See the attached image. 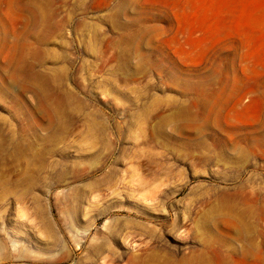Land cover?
I'll return each instance as SVG.
<instances>
[{
	"label": "rangeland",
	"instance_id": "rangeland-1",
	"mask_svg": "<svg viewBox=\"0 0 264 264\" xmlns=\"http://www.w3.org/2000/svg\"><path fill=\"white\" fill-rule=\"evenodd\" d=\"M80 3H85V8L74 10ZM6 8L3 4L0 16ZM52 8L61 16L74 10L64 38H54L48 45L54 53L64 51L68 56V84L83 108L71 125L70 137L54 147L56 153L49 157L47 169L38 174L36 186L61 243L56 246L40 229L32 196L18 201L12 193L0 201V242L4 244L0 264H87L92 244L103 240L118 249L127 244L131 251L157 245L182 255L201 248L205 238L197 227L226 194L241 209L250 211L251 207L252 213L254 207L250 222L263 228L264 215L259 207L264 204V144L256 140L264 133V0H53ZM83 21L94 29L76 32ZM20 27L13 18L0 22L3 32ZM8 41L0 42V64L10 52L12 39ZM61 60L49 56L46 67L61 65ZM7 87L21 99L22 107L18 111L12 99L0 98V116L6 119L1 123L5 138L19 140L22 136L23 147L33 144L35 151L43 149L42 139L52 133L48 117L32 92H23L17 83ZM201 88L217 92L219 97L213 104L210 124L199 121L198 126L204 128L197 134L189 128L191 121L174 118L180 108L168 106L167 100H184L194 113L197 109L191 97L182 95L186 92L191 96ZM90 109L99 110L110 127L109 149L97 144L94 150L103 155L96 166L81 161V156L92 153L87 150L84 122ZM164 119L170 120L169 127L162 125ZM155 125H162L172 139L166 141L154 134ZM202 135L209 137L210 144L217 137L228 141V154L250 157L228 166L221 161L208 165L198 158L186 160V154H212L213 149L185 148L178 141H194ZM13 149L11 146L5 154ZM62 149L68 160L62 161ZM134 152L142 157L139 170L132 172L130 165L122 163L116 166L118 158ZM147 154L159 155L152 169L144 166ZM22 167L18 163L5 170L3 179L17 182L23 175ZM155 167L162 173L157 181L153 178ZM167 172L171 173L169 180ZM115 173L124 178V183L116 184L114 189L120 190L112 193L107 180ZM133 174L147 181L143 183L145 190L133 189ZM157 191L152 200L150 196ZM250 193L260 199L254 194L248 196ZM74 208L83 210L80 221L70 219L67 210ZM102 211L105 214L92 221L91 231L77 237V243L75 232L83 231L87 221ZM223 230L227 231L225 227Z\"/></svg>",
	"mask_w": 264,
	"mask_h": 264
},
{
	"label": "bare ground",
	"instance_id": "bare-ground-1",
	"mask_svg": "<svg viewBox=\"0 0 264 264\" xmlns=\"http://www.w3.org/2000/svg\"><path fill=\"white\" fill-rule=\"evenodd\" d=\"M62 1L63 3L66 2V0ZM3 4L6 5L7 8L6 13L2 14L3 16H0V22L2 23L6 21V18H8L9 20H12L13 18L14 24H21V27L13 30H9L7 28L4 32L0 29V35L2 34V32L4 33V38L0 37V42L2 40H5V42H9L8 40H10V38L12 39L11 44L9 45L10 52L8 56L5 57L4 62L0 64V98L12 99L15 103V106H18L17 110L20 111L22 107L21 99L18 96L12 94L9 91L7 85L9 83H17L20 85V88L23 92H32L36 97L38 106L48 117L52 133L42 139L44 148L35 151L33 144H27V146L24 147L22 146V140H24L22 139V136L19 140H16L15 138H13V136L11 137V139L9 138L7 140L1 127V123L5 122L6 119L0 116V201L5 197L7 198V196L12 193L17 195L16 200L18 201L24 200L31 195L33 199L32 202L34 213L37 214L38 218H40L41 220L40 229H43L44 233L46 234L45 236L49 237V239L46 238L47 240H51L50 238H52V243L58 246V244L61 243V240L59 238L60 235L54 229L55 226L49 216L47 206H45L41 202L40 197L36 192V186H38L39 181L38 174H41L43 170L47 169L49 157L53 156L54 153H56L54 147L63 140H66L70 137L71 125L74 120L79 117L83 108L81 103H79L77 93L73 89H71L68 84L69 72L67 66L65 65V62L68 61V56L63 53L64 51L60 53H54L52 51V48L50 49L48 44L54 38H64L65 29L70 23L73 11L85 8V3L75 5L74 10L72 9L65 16H61L60 11L54 10L52 8L53 0H0V12L2 11ZM121 4L123 5V3ZM117 25L118 27H121L120 23H118ZM93 29L94 27L92 26V24L83 21L78 24L76 32H87L89 30L92 31ZM88 48L90 47L88 46L87 49ZM90 49L92 53H96V49L94 47ZM52 55L54 57H58V59L60 60L62 59L61 62L63 63V65L61 63V65L50 69L46 67V58ZM8 69H11L9 77L7 76V74L9 73ZM182 96L188 98L191 97L193 102L192 106H194L197 111H194V113L190 112L189 109L191 107L189 105H186L184 100L180 101L178 98H171L167 100L168 106L171 105L174 107H179L180 111L175 114L174 118L182 122L191 121L192 123L189 128H191L193 132L199 134L201 132V129H203L204 127H202L201 125L198 126V122L204 120V125L207 126L210 124L209 121L210 119H212L211 116L214 115L212 113V107H214L213 104L214 102H216V97H219V94L217 92L203 89L201 91H197V93L194 92V94H191V96L186 92ZM100 113L101 112L99 110L90 109L84 117V122L87 125L86 137H88L89 141V147L87 150L91 151L92 153L81 156V161H87L93 166H96L97 164L100 165V161L103 160L102 154L97 151L94 152V150L96 149V145L99 144L101 147L106 148L110 143V127H108L107 122L104 120V118H102V115ZM149 116L151 117L150 114ZM147 122L148 121H146L144 124H146ZM28 124L32 128L29 122H27V125ZM169 124V119H164L162 122V125H168V127ZM162 125H160L158 128L156 127L157 129L154 131V134H159L166 141H170L172 139V136L166 133ZM178 125L176 124L177 129L179 128ZM24 131L27 132L26 129H24ZM22 133H24L23 130ZM178 141L180 142V145L185 148L188 147L190 149L196 150L208 148L209 150H215L214 152L212 150V154H186L185 156L186 160H196V158H198L201 162L207 163L208 165L209 163L212 164L214 162H218L219 164V162L221 161L228 166L230 164L243 161L246 157H250L248 156L250 154L232 155L226 153L229 142L223 140L222 138L219 139L218 137L216 139L214 138L212 144H210L209 137L203 135L198 137L194 141L189 139ZM256 141L259 144L263 145L264 133L261 134ZM11 146L14 148L13 152L11 154H5ZM59 152H62L61 154H59L62 157V161L68 160L65 149H62ZM158 156V154H147L145 156V164L143 163L144 166L150 167L152 169L153 164H158ZM181 156L179 155V157ZM141 158L142 157L140 154H135L134 152L133 155H130L128 157L124 156L122 159L118 158L115 161V164L116 166L121 163L124 165H130L128 169H132V172H135L138 168L140 169ZM18 163L24 167V172L20 179L15 183L8 182L7 180L3 179V172L7 169L9 170L13 168ZM194 164L196 165L195 162ZM111 169L115 170L113 169V167ZM154 171V180L157 181L161 179L162 173H158L156 167ZM135 176L136 174L131 175V181H135L133 189H139V191L145 190L144 188H146L147 186L143 187V183L147 184V181L143 182L141 176H139L137 179ZM165 176L168 180L171 179L170 172L165 173ZM123 179L124 178H120L119 174L117 173H115L114 176L111 175L108 178V188L112 190V193H116L120 190V188L114 189V186L118 183H124ZM243 186L245 187L244 184L242 185V187ZM151 193L146 195L150 196ZM243 193L245 192L243 191ZM236 194H240L239 191ZM251 194L254 193H250L248 194V196ZM157 195L158 191L152 193V196L150 197L151 199L156 198ZM226 195V198L220 200V202L212 206L207 211L203 223L200 225L198 224L199 226L197 227V231L199 233H202L205 238L203 240V243H201L200 249L198 248L189 252H184V254L182 253L181 255L175 253L167 247H158L157 245L146 246L141 250L131 251L128 248V246H130L128 244L126 248L118 249L111 246L105 240L96 243L94 241L91 248L93 252L87 257V264H264V227L261 229L259 227L256 228L255 225L257 226V224H255L254 221H252L253 223H251L250 221L253 218L251 219L249 217L250 214H253L254 207L252 213L250 212L252 208L249 206L248 207L250 208V211L246 209L244 210L243 208L241 209L235 203H231L230 199L228 198V194ZM232 196L235 197L234 194ZM253 196L257 197V194H254ZM234 197L230 198L233 199ZM148 198H146V201H148ZM250 198L252 197L250 196ZM253 199L256 200L260 198L257 197L255 199L253 197ZM263 199L261 202H263ZM254 200L251 199V201ZM251 203L253 204V202ZM258 204L260 203L258 202ZM260 206L261 207L259 208L260 210H262L260 213L262 214L263 212L264 215V204ZM67 211L70 214V219H74L73 221H80V215L82 214L83 210L74 208L72 211ZM258 213L259 212H257V214ZM103 214H105V211L95 213L94 216H92L91 219L87 221V224L84 227L83 231L75 232L77 234L74 235V237L76 239V242L78 241L77 243H80V237H83L85 235L87 236V234L91 231L92 227L94 226V222L92 223V221L96 220L97 217ZM259 216H257V218ZM61 221L62 220H60V222ZM256 222L258 223V221ZM261 223L262 222H260V225ZM139 226H142V228L146 227L144 225ZM222 226L226 228V230L228 231H226L227 233L223 230L224 227L221 229ZM73 227L75 228L76 226ZM106 227L107 229L111 230V227L109 225H106ZM192 230L193 229H191V231ZM22 233L24 232H21V234ZM196 235H198V233ZM77 237L79 238L77 239ZM15 239L17 238L15 237ZM20 241L18 240V242ZM18 242L16 241V243ZM240 242H242L244 246H241ZM236 244H238L239 246H236ZM3 247L4 244L1 240L0 250ZM1 257L3 256L1 255Z\"/></svg>",
	"mask_w": 264,
	"mask_h": 264
}]
</instances>
